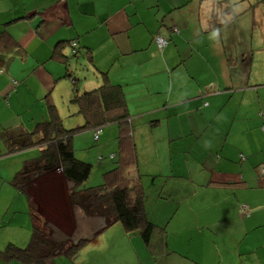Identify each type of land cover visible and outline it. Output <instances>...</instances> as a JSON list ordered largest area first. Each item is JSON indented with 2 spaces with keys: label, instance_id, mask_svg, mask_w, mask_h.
I'll list each match as a JSON object with an SVG mask.
<instances>
[{
  "label": "crops",
  "instance_id": "obj_1",
  "mask_svg": "<svg viewBox=\"0 0 264 264\" xmlns=\"http://www.w3.org/2000/svg\"><path fill=\"white\" fill-rule=\"evenodd\" d=\"M95 1L0 0V51L7 54L0 64V184L7 179L5 167L23 166L32 149L8 153L4 131H33L49 117L48 103L60 105L59 92L67 100L73 98L72 79L79 82L80 78L73 70L77 66L69 42L76 40L79 52L90 49L89 61L84 59L96 70L108 72L109 82L124 92L146 194L153 182L158 198L173 201L177 213L189 201L183 209L186 219L172 227L167 220L171 211L164 210V218L148 216L158 226L150 244L127 232L133 242L113 241L109 234L114 224L74 258L62 255L44 264H264V177L260 173L264 97L255 104L246 97L249 88L220 83L211 74L197 75L180 59L181 54L173 53L170 41L164 49L157 46V33L170 38L157 27L156 19L152 22L141 15V4L157 5L159 17L172 5L183 7L185 0H129L122 5V0ZM76 6L80 23L73 17ZM210 18L211 11L203 9L204 33L211 26ZM109 42L110 53L108 48L96 52ZM166 51L171 54L167 60ZM116 64L120 72L113 71ZM181 70L192 84H185ZM68 74L71 83L58 84ZM81 83V89L92 87ZM216 83L227 88L222 92ZM258 85L264 87V82ZM153 93L163 94L152 97ZM239 93V104L233 103ZM171 182H182L183 190L171 188L170 196ZM15 231L17 235L10 234L12 241L0 239V264H27L4 255L10 243H21V233Z\"/></svg>",
  "mask_w": 264,
  "mask_h": 264
},
{
  "label": "trees",
  "instance_id": "obj_2",
  "mask_svg": "<svg viewBox=\"0 0 264 264\" xmlns=\"http://www.w3.org/2000/svg\"><path fill=\"white\" fill-rule=\"evenodd\" d=\"M230 12L231 8L228 5L227 7L215 5L211 13L209 30L217 29L229 21V18H222ZM174 32L179 33L177 28ZM2 39L0 36V42ZM164 39L167 44L160 46L158 36L154 38L160 49L169 44V40ZM69 45L73 49V57H79L81 52L79 42L72 40ZM89 50L85 47L81 53L85 57H91ZM6 58L7 54L0 51V64ZM68 76L72 77L70 74ZM102 77V83L89 90L79 88L78 80L72 79L74 96L71 101L77 104L79 114L83 115L84 125L67 129L57 106L48 103L49 117L39 122L33 131H4L3 139L8 153L34 147L40 149L39 155L27 159L10 181V184L28 200L33 228L26 247H19L13 243L6 247L4 255L7 258L27 264H44L47 260L62 255L72 259L82 248L95 242L106 229L116 223L122 224L129 235L139 234L144 243H151L158 226L150 220L146 212V190L133 141L132 116L121 87L109 82L108 72H102ZM112 123L119 127L117 166L104 174L102 185L86 187L84 185L93 165L76 156L73 145L75 134L82 129L91 128L94 131V140L99 142L103 127ZM97 131H100L98 137ZM115 156L111 155V159H116ZM241 156L245 159L243 155ZM45 181H49L51 187H58L59 181L65 185L71 212L69 219L64 217L61 211L59 214L55 204L52 214L38 217L41 215L37 211L40 207L39 202L42 201L41 194L46 191V185L43 186ZM56 181L58 183L54 185ZM79 218L94 222L100 219L103 222L86 235L79 236ZM163 232L166 233V230Z\"/></svg>",
  "mask_w": 264,
  "mask_h": 264
},
{
  "label": "rangeland",
  "instance_id": "obj_3",
  "mask_svg": "<svg viewBox=\"0 0 264 264\" xmlns=\"http://www.w3.org/2000/svg\"><path fill=\"white\" fill-rule=\"evenodd\" d=\"M93 1L96 4V1ZM126 1L129 0H122L121 5ZM200 2H204L202 4V9L199 6ZM215 5H220L222 7H227V5L230 6L231 14L226 13L222 18H229V21L222 26H218L217 29H210L204 33L201 29L203 9H205V13L209 11L212 13ZM171 7V11L167 8L168 12H164L158 17L159 8L157 5L141 4L140 13L147 20L155 22L156 19V21H158L157 27L160 26L161 30H165L170 39L160 33L156 35L160 38L169 40L171 42L170 49L174 50L173 53L178 57H180L181 54L180 59L182 58L184 62L187 61V65H189L191 70L196 71L197 75L205 76L206 74H211L213 80H218L220 83L233 82L236 86H245L251 90V92H247L246 97L251 99L255 104L259 103V99L264 97V87L258 85L264 82V0H228L227 2H223V0H185V5L183 7L175 8L173 5ZM64 9L68 10V4H65ZM69 10H71L70 7ZM78 11L80 10H78L76 6L73 17L76 19L77 23H80L82 19L77 14ZM162 20H164L163 23ZM181 21L185 22L181 23ZM188 26L189 30H185ZM91 27H93V29L96 27V16L95 23ZM175 28L178 29L179 33L174 32ZM177 40H179V42H177ZM104 48H108L110 53V50L113 48L112 43L109 42L107 46L106 43H103L101 46L97 47L96 52H99V50L102 51ZM169 54L170 52H165V60L168 59ZM84 58L86 57L83 55L81 57L71 58L77 66L76 69L73 70L77 78H80L79 82H82L81 85L92 87L101 84L103 78L102 72L96 70L94 65L87 62ZM107 60L108 56H106V61ZM173 68L175 67H172V69ZM116 69L119 71V64H116L113 71ZM169 71H171V69H169ZM160 78L166 79L163 74H160ZM178 78L179 76L175 73V79ZM181 78L185 81V84H192L191 82H193V80L188 79L185 71L181 72ZM71 79V77H67V79L59 81L58 84L65 86L67 83H71ZM220 83L216 84L218 89L220 88L223 92L227 86L221 85ZM249 84H256V86L249 87ZM57 91L59 92V90ZM59 94L61 103L57 105V108L65 127L67 129H75L84 125L85 119L83 115L79 114L77 104L73 103L71 99L67 100L63 98L60 92ZM162 94L163 93H153L152 97ZM241 98L242 93H239L233 103L236 102L239 104ZM160 99L162 98H156V100ZM227 110L226 108L222 112L219 120L225 115ZM181 120L186 122L187 117H183ZM173 123L174 121H172V124ZM118 130L119 127L117 124H106L103 127L101 140L99 142L94 140V131L91 128L82 129L75 134L73 145L76 156L93 165L92 172L84 186L98 187L102 185L104 183V174L117 166ZM30 150H28V159L36 157L40 153L38 147H34ZM111 155H116V159H111ZM21 168L22 166L14 167V165H11L10 168L5 167L4 169L5 172H7H4V176H7V179H5V183L0 184V223L4 224V226L0 228V239L3 238L4 240L5 238H10L8 240L12 241L13 239L10 237V234L17 235L18 233L15 230H19L21 233V243H18V245H21L19 247H26L32 236L31 219L28 214L29 204L26 196L19 193L10 184V180H12L15 173ZM49 183V181H45V184H43V186L46 185V191L43 195L41 194V200L43 202H39L40 207L37 211H39L41 215L38 217L52 214L55 204V207L59 209V214L61 211L63 216L69 219L71 217V212L66 198L65 185L63 182L59 181L58 187H51V183ZM57 183L58 181H56L54 185ZM154 187V183L150 182L147 189L148 193L146 194L145 207L148 216L151 215L153 218H164L166 216V214H163L164 210L167 211L166 213L171 211V215L167 216L170 225L174 227L184 224L186 215L183 209L187 206L189 201H184L186 205L177 213L178 206L172 204L173 201H168V199L165 201L164 199H159L157 192H154ZM183 187L184 184L182 182H171L169 189L167 188V192L171 196V192H173L171 188H174V191H182ZM193 200L194 198H192V203ZM45 209L46 211H44ZM13 218L16 219L12 220ZM23 218L26 219L25 224L22 221ZM102 222L103 220L100 219L94 222L90 220L87 221L86 218H84V220L79 218V236L91 232ZM6 223H8V225H6ZM109 236L113 241L123 240L128 243L133 242L134 239V237L131 238L126 233L125 228L120 223H116V225L113 226Z\"/></svg>",
  "mask_w": 264,
  "mask_h": 264
},
{
  "label": "built area",
  "instance_id": "obj_4",
  "mask_svg": "<svg viewBox=\"0 0 264 264\" xmlns=\"http://www.w3.org/2000/svg\"><path fill=\"white\" fill-rule=\"evenodd\" d=\"M158 43L160 46H164L167 44L166 40L164 38H160V37H158ZM99 132L100 131H97V134H96L97 137H98ZM261 174L264 177V165H262V167H261Z\"/></svg>",
  "mask_w": 264,
  "mask_h": 264
}]
</instances>
